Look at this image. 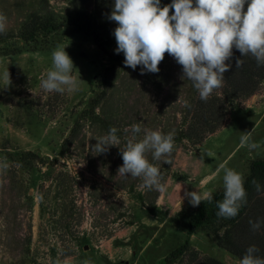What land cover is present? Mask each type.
<instances>
[{
  "label": "rangeland",
  "instance_id": "obj_1",
  "mask_svg": "<svg viewBox=\"0 0 264 264\" xmlns=\"http://www.w3.org/2000/svg\"><path fill=\"white\" fill-rule=\"evenodd\" d=\"M171 0H161V6ZM113 0H0L7 17L0 42V264H165L170 251L186 242L171 264H200L214 259L235 264L238 258L217 246L212 227L187 233L194 206L185 192L224 190L221 163L242 174L254 159L264 160V80L243 100L227 104L223 122L198 143L188 138L185 122L196 96L192 82L167 53L158 73L141 75L117 59L115 22L108 19ZM79 14L85 24L102 28L99 42L72 27L62 26L38 41L25 42L19 31L33 19L62 22ZM171 14V13H170ZM73 61L78 91L47 92L41 78L51 67L57 46ZM8 70L11 83L4 78ZM103 79H106L104 92ZM100 95L97 104L93 98ZM173 133L175 147L155 160L167 184L165 192L143 186L142 177H121L119 149L132 138L131 125ZM111 127L120 144L98 154L90 149ZM252 131L260 145L241 147L240 136ZM36 153L44 164H16L10 156ZM13 156V157H14ZM170 160L171 163H165ZM179 183L180 185H178ZM252 194L264 197V183ZM181 187V189H180ZM261 204V201H260ZM264 206V204H263Z\"/></svg>",
  "mask_w": 264,
  "mask_h": 264
},
{
  "label": "clouds",
  "instance_id": "obj_2",
  "mask_svg": "<svg viewBox=\"0 0 264 264\" xmlns=\"http://www.w3.org/2000/svg\"><path fill=\"white\" fill-rule=\"evenodd\" d=\"M108 19L117 25L112 32L116 42L115 53L123 54L125 67L136 70L140 66L141 75L158 73V65L167 53L181 66L182 76L192 82L203 101H207L215 89L222 87L224 73L231 68L228 61L233 57L234 49L240 57L251 55L258 66H264V0H171L164 6H161V0H113ZM6 27L7 17L0 13V33H4ZM65 48L58 45L51 53V67L41 78L44 91H78L82 81L79 75L77 78L72 74L73 70L77 73L78 70ZM235 63L240 67L243 61L237 58ZM3 78L11 83L8 70ZM141 130L140 123L131 125L133 136L122 150L119 149L123 163L117 173L121 177H142L144 187L165 192V178L160 169L149 162L146 153L151 152L155 160L170 156L175 147L174 134L145 128L143 138L137 140L136 134ZM117 131L111 127L107 135L90 145V149L103 154L110 147L119 145ZM251 136L252 131L241 133V147L250 150L260 147ZM165 163L171 161L166 160ZM8 167L7 158L0 159V170ZM216 171L224 173V198L217 202V215L233 218L246 202L244 178L225 163H221ZM253 183L259 192L261 186L256 181ZM179 198L181 204L184 198H188L195 207L202 200L211 201L212 194L186 191L184 197ZM249 223L251 229L257 231L264 221L257 219ZM258 253L259 249L250 245L235 264H264V256ZM53 264H72V258L57 259ZM81 264L92 262L84 259Z\"/></svg>",
  "mask_w": 264,
  "mask_h": 264
},
{
  "label": "trees",
  "instance_id": "obj_3",
  "mask_svg": "<svg viewBox=\"0 0 264 264\" xmlns=\"http://www.w3.org/2000/svg\"><path fill=\"white\" fill-rule=\"evenodd\" d=\"M98 1V0H97ZM246 8V6H245ZM30 18L20 29L19 37L25 42H36L41 33L47 34L56 30L58 27L67 26L80 31L84 35L92 36L94 43L102 48L99 36L102 28L85 24L81 15L75 14L62 22H50L47 20H39V18ZM9 36L0 33V42H4ZM39 42V41H38ZM122 53L116 57L120 60ZM240 58L243 64L236 67V59ZM231 64L229 71L224 73V82L222 87L215 89L207 101H203L199 97L198 91L188 110L189 114L185 122L183 130L188 138H192L194 143H198L208 133L214 131L224 120L227 111V104L243 100L248 95L256 92L261 82L264 80V66H258L256 60L251 56L240 57L235 49L233 57L228 61ZM106 79H103L104 92ZM100 95L93 98V104H97ZM14 156V154H13ZM10 156L11 159L21 166L33 167L35 163L44 164V160L33 152H19L17 156ZM244 188L247 192L246 202L242 204L238 215L233 218H224L217 215V202L224 198V190L212 192V200H202L201 204L192 208L189 213V221L187 223V233L194 232L202 226L212 227V235L216 240L217 246L223 247L236 257L240 258L250 245H255L259 249L258 255L264 256V223L257 231L251 229L249 221L255 222L257 219L264 221V197H256L251 192L255 184L264 183V160L254 159L249 163L248 172L243 177ZM261 201V204H260ZM186 242L169 252L164 258L165 264H171L178 255L185 250ZM200 264H221L214 259H207Z\"/></svg>",
  "mask_w": 264,
  "mask_h": 264
}]
</instances>
